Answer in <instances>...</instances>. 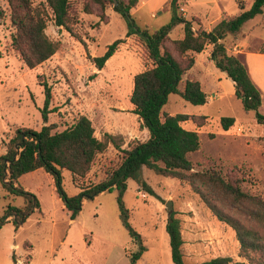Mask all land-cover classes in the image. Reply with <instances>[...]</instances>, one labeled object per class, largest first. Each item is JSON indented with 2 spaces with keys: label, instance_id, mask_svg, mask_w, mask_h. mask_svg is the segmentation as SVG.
<instances>
[{
  "label": "rangeland",
  "instance_id": "374dc122",
  "mask_svg": "<svg viewBox=\"0 0 264 264\" xmlns=\"http://www.w3.org/2000/svg\"><path fill=\"white\" fill-rule=\"evenodd\" d=\"M254 1L244 0L247 10L252 8ZM33 2L39 6L46 0ZM87 2L71 0L75 19L73 30L84 43L64 28L57 27L52 11L47 9L46 33L60 47L52 59L35 69L26 67L21 56L13 50L15 29L11 23V11L7 0L0 2V156L8 151L9 141L17 129L39 131L46 125L43 118L46 95L41 81L52 87V112L48 114V124H57V132L86 116L91 120L98 139L112 135L122 149H128L134 141L149 139V130L141 128L142 121L133 112L131 96L135 76L151 68L152 62L141 41L136 36L127 37V21L114 10L113 5L106 7L104 13L109 23L104 24L99 18L101 10L96 5L92 7L93 14L84 12ZM180 5L181 15L184 10L187 20L200 18L207 31L226 17L240 13L237 0H181ZM154 6L157 11L153 18L151 9ZM131 15L139 28H148L151 32L169 24L172 18L168 0L142 6ZM171 37L181 40L184 37L183 26L177 25ZM120 39L125 42L105 67L98 70L93 59L103 57L109 46ZM263 40L264 13L245 23L237 36H229L223 41L231 55L236 54L237 46L248 44L247 50H242L238 58L252 78L261 84L263 103L258 112L244 110L241 100L235 95L233 81L216 68L207 50L198 55V63L190 75L200 81L211 100L206 105L195 106L172 94L164 113L208 117L204 127L190 121L182 124L184 129L197 132L200 138V150L190 155L194 171L201 172L211 166L224 172L238 168L244 175L243 178L239 174L244 179V191L264 200V124L257 119V113L264 116V84L261 83L264 79V55L250 52L257 51ZM196 68H199L198 73L194 72ZM224 117L235 119L234 126L227 131L221 125ZM121 159L120 151L110 144L106 152L98 156L89 176L81 181L87 185L102 181L121 163ZM62 176L65 193L77 195L80 188L75 185L72 174L65 170ZM142 176L156 194H149L135 180L128 181L124 194L129 221L147 247L138 264H174L166 232L170 217L166 204L169 201L175 217L181 221L186 264H200L218 257H230L235 264H252L241 256L236 231L219 220L189 185L158 176L146 168H143ZM53 180L54 177L44 170L28 173L19 179L20 186L28 188L38 199L40 207L24 223L21 220L20 227L10 221L1 228L0 259L3 260L9 243L17 245L18 255L28 253L26 243H30L33 251L29 254L38 264H44V256L51 251L67 259L69 254L83 253L93 264H131L127 254L136 252L138 246L121 222L117 191L86 200L73 220L56 192ZM7 195L0 180V218L9 205L20 209L31 205L25 197ZM228 213L246 229L258 232L264 238L263 224L234 211ZM68 262L73 263L74 260L69 259Z\"/></svg>",
  "mask_w": 264,
  "mask_h": 264
},
{
  "label": "trees",
  "instance_id": "16d2710c",
  "mask_svg": "<svg viewBox=\"0 0 264 264\" xmlns=\"http://www.w3.org/2000/svg\"><path fill=\"white\" fill-rule=\"evenodd\" d=\"M7 1L11 11V23L15 29L12 48L29 69L46 63L59 51V43L50 39L46 33L47 9L52 11L57 27L64 28L79 39L73 30L75 19L71 0H46L39 6L34 5V0ZM87 1L84 12L93 14L92 7L96 5L101 10L99 18L104 24L109 23L104 13L106 7L113 5L114 10L127 21V37L136 36L152 62L151 68L135 76L131 96L133 112L142 121L141 128L149 130L150 137L143 142L134 141L128 149H122L112 135L107 134L104 139H98L91 120L86 116L79 117L73 125L57 132V124H48V114L52 112V87L46 81H41L46 95L43 109L46 125L39 131L29 128L17 129L9 141L8 151L0 156V180L8 192L7 197L22 196L27 198L31 205L26 209L9 205L0 218V230L10 221L9 218L20 227L21 220L24 223L32 212L39 210L38 199L20 186L19 179L23 175L43 169L54 177L56 192L73 220L79 215L86 200L116 190L121 222L138 246L137 251L130 255L131 264H138L147 252V247L129 221L124 194L129 180L137 181L149 194H156L143 179L142 170L146 168L158 176L176 179L189 185L219 220L229 224L236 231L241 245V256L252 264H264V238L258 232L246 229L239 220L228 213L234 211L264 225V200L244 191V179L239 177L242 171L238 168L224 172L211 166L201 172L194 171L195 166L190 155L200 150V138L197 132L184 129L182 124L190 121L198 127H204L208 123V117L164 113L172 94L195 106L207 104L208 95L200 81L189 73L196 65L197 55L209 47L211 61L233 81L235 95L241 100L244 110L258 112L263 103V93L251 79L245 64L238 56L229 54L223 41L229 36H237L245 23L263 14L264 0H255L249 10L244 0H237L240 13L223 19L211 31L204 29L199 18L187 20L180 14L181 0H172L170 23L154 32L148 28H139L132 18L131 11L137 8L139 0ZM177 25H182L184 29V37L181 40L171 37ZM78 41L84 43L81 39ZM124 42L122 39L117 40L109 46L103 57L92 58L96 68L102 70ZM254 52L264 54V40ZM257 119L264 124V116L257 113ZM234 124V118L221 119L225 131ZM110 144H114L122 154L121 163L107 173L102 181L84 184L81 180L89 176L98 156L104 154ZM65 170L72 174L75 185L80 188V192L75 196H68L62 187V173ZM242 177L244 178L243 174ZM166 232L170 239L173 263L186 264L181 221L175 217V213L168 219ZM26 247L31 249L32 245L26 243ZM200 264L235 263L230 257H218Z\"/></svg>",
  "mask_w": 264,
  "mask_h": 264
},
{
  "label": "crops",
  "instance_id": "0c3cea01",
  "mask_svg": "<svg viewBox=\"0 0 264 264\" xmlns=\"http://www.w3.org/2000/svg\"><path fill=\"white\" fill-rule=\"evenodd\" d=\"M159 1L160 0H139V4H138L137 8L133 9L131 11V14H133V11L138 10V8H140L142 6H152V5H156ZM171 1L172 0H168V8H169V10H170ZM182 1H185V0H182ZM155 11H157V8H155V6H154V8L151 9V13H152V17L153 18L155 17ZM183 16L184 17L186 16L185 15V11H183ZM196 18H198V17H196ZM226 18H228V17H226ZM195 28H197V27L195 26ZM247 45L248 44H245L243 46L242 45L241 46H237L236 47V54H234V55L239 56L241 54V51L242 50H247V48H248ZM209 49L207 48L203 53H206L207 50H208L209 51L208 52V56L210 58V55H211V47H209ZM250 52L256 54V52H253V51H250ZM257 54H260V53H257ZM261 55H264V54H261ZM197 63H198V55H197L196 65H197ZM195 66H194V68H195ZM191 71H190L189 74H192L193 73V72L191 73ZM195 71L198 73L199 68H196L194 70V72ZM250 77L253 80V82L257 85V87L261 90V84H259L258 82H256L252 78L251 74H250ZM195 79H197V78H195ZM261 83L264 84V79L261 80ZM261 92H262V90H261ZM208 100H211V98L208 97ZM39 170H43V169H39ZM39 170H37V171H39ZM47 175H49V174L47 173ZM25 190L28 191V188H26ZM9 220L12 221V218H9ZM6 251L7 252L5 253V256L3 257V260L0 259V264H38L37 261H36V259L31 254H29V253H31V251H33V246L31 247V249H28V251H27L28 253H26L25 255H18L16 253V251H17V245H15V243L14 244L9 243L6 246ZM130 255H131V253H128L127 254V257L130 258ZM13 256H14V258H13ZM69 259L74 260V262L73 263H69L68 262ZM69 259H67L66 257H64L63 255H60V254L56 256L55 252L51 251L50 253H47L44 256L43 263L44 264H93L92 262H90L88 260V258L83 253L69 254Z\"/></svg>",
  "mask_w": 264,
  "mask_h": 264
},
{
  "label": "water",
  "instance_id": "95a60500",
  "mask_svg": "<svg viewBox=\"0 0 264 264\" xmlns=\"http://www.w3.org/2000/svg\"><path fill=\"white\" fill-rule=\"evenodd\" d=\"M166 207L167 209L169 210V213L170 215L173 213V207H172V202L169 201L167 204H166Z\"/></svg>",
  "mask_w": 264,
  "mask_h": 264
},
{
  "label": "built area",
  "instance_id": "2783aa9c",
  "mask_svg": "<svg viewBox=\"0 0 264 264\" xmlns=\"http://www.w3.org/2000/svg\"><path fill=\"white\" fill-rule=\"evenodd\" d=\"M182 11H184V10H182Z\"/></svg>",
  "mask_w": 264,
  "mask_h": 264
}]
</instances>
